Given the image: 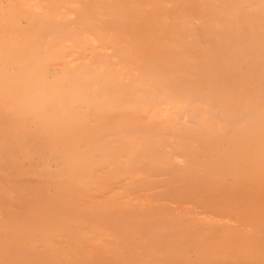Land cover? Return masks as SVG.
<instances>
[{
	"label": "bare ground",
	"instance_id": "bare-ground-1",
	"mask_svg": "<svg viewBox=\"0 0 264 264\" xmlns=\"http://www.w3.org/2000/svg\"><path fill=\"white\" fill-rule=\"evenodd\" d=\"M0 264H264V0H0Z\"/></svg>",
	"mask_w": 264,
	"mask_h": 264
}]
</instances>
